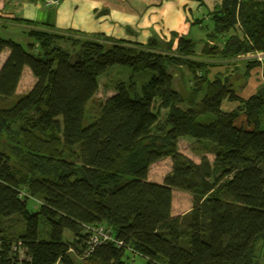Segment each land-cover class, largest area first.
<instances>
[{"label":"trees","instance_id":"trees-1","mask_svg":"<svg viewBox=\"0 0 264 264\" xmlns=\"http://www.w3.org/2000/svg\"><path fill=\"white\" fill-rule=\"evenodd\" d=\"M210 22L200 54L189 36L175 51L159 38L29 29L25 47L0 36V56L9 51L0 68V264H129L135 256L145 264H262L264 84L247 99L237 93L252 70L262 66L264 77V58L239 62L264 54V0H223ZM225 63L235 73L212 79ZM115 65L154 74L140 88L134 76L115 84L86 126L100 78ZM25 68L35 84L17 97ZM184 70L186 93L177 85ZM225 101L239 105L224 111ZM241 115L247 128L237 124ZM186 137L199 163L180 152ZM166 158L163 183L150 181V167ZM174 190L192 195L183 215H172ZM93 226H106L114 241L85 256Z\"/></svg>","mask_w":264,"mask_h":264},{"label":"crops","instance_id":"crops-1","mask_svg":"<svg viewBox=\"0 0 264 264\" xmlns=\"http://www.w3.org/2000/svg\"><path fill=\"white\" fill-rule=\"evenodd\" d=\"M222 1L59 0L58 5H50L48 0H0V29L17 27L24 35H26L25 31L29 29H37L58 35H75L76 37L82 36L92 39L97 38L99 35H104L114 40L140 44H147L152 38H159L163 43L173 42V51H175L180 38L188 36L193 38L201 37L197 48V53L200 54L204 42L207 41L208 34L203 25H207V22H210V14L216 6L222 4ZM37 23L39 27H35ZM207 27L211 31L212 25L209 24ZM64 44L68 45V47L71 46V42ZM8 55L9 51L7 50L1 54L0 68ZM252 57H255V55H243L239 58V62L245 59H252ZM241 64H236V68L241 66ZM234 67L226 63L223 66H217L211 69V76L214 77L218 73H222L225 76L232 69H235ZM25 74L32 75L29 68L24 69L23 76ZM32 81L35 82L34 77ZM263 84V67L261 66L251 71L245 86L238 91L237 95L247 99L254 95ZM238 105V103L225 101L222 104V109L230 112L236 109ZM237 124L247 128L246 117L241 115ZM181 141L190 145L189 150L192 154L188 150L180 152L194 162L199 163L201 157L192 150L195 142L192 139L181 138L178 143L179 150ZM208 158L213 161L211 155H208ZM162 161H170L172 167L170 158L159 162ZM165 176L161 180H155L149 172V180L159 184L163 183ZM176 212L177 210L174 209L173 203L172 215L179 216L180 214ZM260 248L263 247L258 246L257 249L260 250Z\"/></svg>","mask_w":264,"mask_h":264},{"label":"rangeland","instance_id":"rangeland-1","mask_svg":"<svg viewBox=\"0 0 264 264\" xmlns=\"http://www.w3.org/2000/svg\"><path fill=\"white\" fill-rule=\"evenodd\" d=\"M208 23L212 25L211 22H207V25H209ZM0 36L4 39H11L17 43H20L25 47H28V45L33 42V40L30 39L27 34L24 35V33L17 27L15 28L11 27L7 29L1 28ZM194 39L200 41L201 37L200 38L194 37ZM63 47L64 49L69 50L68 45L64 44ZM253 55L256 56L258 54H253ZM184 73H185V77L184 75L183 77H181L180 75L178 76L177 85L181 91L186 93L187 87H189V84L187 85L186 81L189 83V79L191 78V76L189 72H187V70H184ZM230 73H229L230 75H233L235 73V70L232 69ZM153 74L154 73L150 71L134 73L131 68L120 65H115L111 67L107 71V73L100 78V89L97 95L95 96L94 100L88 106V117H86V119L84 120V125L87 126L93 121V119H89V118H92L96 114L97 109L99 108V104L114 94L113 88L115 87V84L124 82L126 83V85H129L130 82L132 81L131 77L134 76L133 78L134 82L136 83L138 88H140L143 83L147 82L153 76ZM32 78L33 75L25 74L23 76L17 89V97L26 94L27 92H29V90L32 89V87L35 84V82L32 81ZM211 78L213 79L212 76ZM239 78L241 79L242 77L239 76ZM241 81L243 83L244 79L242 78ZM186 138L190 139L189 137ZM189 149H190V145L188 143H185L184 141H181L180 151L186 152V150H188L190 152ZM190 154L192 153L190 152ZM170 169H171V162L162 161L153 164L150 167V174L153 179L161 180L163 179L165 174H167L170 171ZM173 203H174V209L177 210L176 213L183 215L188 211H190L192 208V203H193L192 195L188 192L175 190L173 194ZM6 223L7 225H10L11 226L10 228H12L15 232L18 231L20 228L18 224H15L12 221H7ZM40 232L45 240L50 239L49 229L47 225L44 224L43 222H41L40 224ZM259 246L260 247L262 246L263 248H260V250L257 249L258 252L256 253L257 254L256 258L260 259V262L264 264V243H261ZM73 260L75 264H91L89 261H86L82 258L73 257ZM129 264H145V261L142 258L135 256L132 258Z\"/></svg>","mask_w":264,"mask_h":264},{"label":"built area","instance_id":"built-area-1","mask_svg":"<svg viewBox=\"0 0 264 264\" xmlns=\"http://www.w3.org/2000/svg\"><path fill=\"white\" fill-rule=\"evenodd\" d=\"M58 3H59V0H48V4L50 5H58ZM255 57H258L259 60H263L264 54H258ZM87 231L91 235V242H90V249L88 252H86L85 256L91 253L94 247L102 243L114 241L111 235V231L106 226L88 227ZM116 245L120 246L121 243L116 242Z\"/></svg>","mask_w":264,"mask_h":264}]
</instances>
